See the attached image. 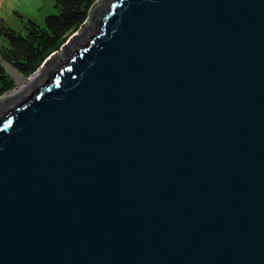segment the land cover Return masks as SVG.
I'll return each instance as SVG.
<instances>
[{"label":"water","instance_id":"1","mask_svg":"<svg viewBox=\"0 0 264 264\" xmlns=\"http://www.w3.org/2000/svg\"><path fill=\"white\" fill-rule=\"evenodd\" d=\"M43 64L0 106V264H264V0H102Z\"/></svg>","mask_w":264,"mask_h":264},{"label":"trees","instance_id":"2","mask_svg":"<svg viewBox=\"0 0 264 264\" xmlns=\"http://www.w3.org/2000/svg\"><path fill=\"white\" fill-rule=\"evenodd\" d=\"M96 1L53 0L55 12L42 22L25 19L19 28L0 17V97L16 84L8 67L25 77L32 75L83 25Z\"/></svg>","mask_w":264,"mask_h":264},{"label":"rangeland","instance_id":"3","mask_svg":"<svg viewBox=\"0 0 264 264\" xmlns=\"http://www.w3.org/2000/svg\"><path fill=\"white\" fill-rule=\"evenodd\" d=\"M101 1L102 0H97L95 2L93 7L89 11L87 20L83 23V25L76 32H74L69 37V39L66 42L70 41L71 38L73 37L82 35V33L86 30L88 26V21L90 17L92 16L95 7ZM55 11H56V8L53 4V0H0V17L3 18L6 21V23L12 26L13 28H19L20 26L24 24L23 21L28 18H32L38 22H42L44 20L45 15L55 12ZM55 55L61 56V49L58 50L57 52H54L49 58ZM43 65L44 64H42L40 68H43ZM8 69L16 80L15 87L12 90L21 88L22 83L28 80L29 77H31V75L28 77H25L13 68L8 67ZM21 78L23 80H21ZM5 100H6V94L0 97V106L4 102H6Z\"/></svg>","mask_w":264,"mask_h":264},{"label":"bare ground","instance_id":"4","mask_svg":"<svg viewBox=\"0 0 264 264\" xmlns=\"http://www.w3.org/2000/svg\"><path fill=\"white\" fill-rule=\"evenodd\" d=\"M41 76H42V68L38 69L34 74L31 75V77H29L28 80L23 82L21 88H18V89H15V90L8 92L6 94V100L5 101H8V100L16 97L17 95H19L28 83H31L32 81H34L35 78H40ZM21 80H23V79L21 78Z\"/></svg>","mask_w":264,"mask_h":264}]
</instances>
